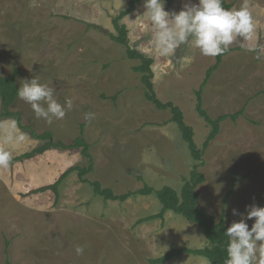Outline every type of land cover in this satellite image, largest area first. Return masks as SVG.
Wrapping results in <instances>:
<instances>
[{
    "label": "rangeland",
    "instance_id": "1",
    "mask_svg": "<svg viewBox=\"0 0 264 264\" xmlns=\"http://www.w3.org/2000/svg\"><path fill=\"white\" fill-rule=\"evenodd\" d=\"M226 1L231 9L245 3ZM187 2L166 0L165 10L178 12ZM247 2L255 34L234 40L203 92L204 109L212 118L245 109L235 122L221 123L198 168L206 178L196 189L199 206L217 222L223 214L227 227L239 219L232 215L233 208L244 212L247 205L264 206V0ZM126 6V0H0V76L16 68L18 87L34 76L52 87L62 104L72 100L66 116L53 117L51 124L37 118L19 97L11 111L20 113L22 125L37 133L50 131L55 141L66 143L84 124L94 160L93 172L85 177L88 182L98 181L117 195L144 184L154 189L170 186L179 193L199 163L170 123V113L145 100L140 74L133 71L138 62L128 60L125 47L109 37L115 35L113 18ZM145 11L141 1L121 21L128 46L153 60L158 99L180 108L200 149L210 128L195 111V91L215 57L202 55L191 44L160 55ZM113 96L115 101L110 100ZM89 112L95 114L90 121L85 119ZM41 144L19 129L15 119H0V149L9 151L12 159ZM75 166H85L80 150H51L0 167V264L6 259L10 264H150L172 249L208 246L198 226L170 211L163 222L137 225L160 211L155 196L104 201L78 180L76 171L62 181L57 199L50 190L30 193ZM77 246L84 248L83 254H77ZM163 264L209 263L184 253Z\"/></svg>",
    "mask_w": 264,
    "mask_h": 264
},
{
    "label": "trees",
    "instance_id": "2",
    "mask_svg": "<svg viewBox=\"0 0 264 264\" xmlns=\"http://www.w3.org/2000/svg\"><path fill=\"white\" fill-rule=\"evenodd\" d=\"M126 9L121 10L112 20V25L115 30L114 34H109L110 39L118 45L125 47V56L128 60L137 61L138 65L133 68V71L140 74V83L143 89V95L147 102L153 105L157 110L168 111L170 113V123L177 126L180 132L183 142L186 144L189 154L192 160L196 164L192 167L188 178L184 179L181 191L178 193L176 190L170 186H163L160 189H154L146 184L143 185L141 189L134 192H127L124 194H115L112 190L102 187L98 181L88 182L86 176L93 172L94 170V160L92 155L89 153L90 145L85 139L84 135V124L79 126V133L76 138H74L70 143L55 141L53 134L50 131H44L42 133H37L29 126H24L21 123V115L18 112L11 111V107L18 98V86L16 80L18 77V70L15 68L11 75L0 76V102L2 106V113L0 114V119H15L17 127L21 130L28 131L30 136L40 141L42 144L30 152L24 153L18 157L13 158L9 164L15 162H20L24 160H31L36 156L43 155L44 153L57 150V151H73L80 150L81 156L85 161V166H75L69 168L65 171L53 184L45 187H41L32 190L31 194L42 193L50 190L57 199L58 189L62 181L68 177L72 172L77 173L78 180L82 183H87L93 190V194L97 197L102 198L104 201H112L123 203L127 201L130 197L139 196H155L161 205V209L157 214L147 216L145 218L139 219L136 224H143L145 222H150L156 219L164 221V215L166 212H173L176 215L183 217L188 222H191L198 226L202 230V234L205 237L208 246L202 249H183L177 250L172 249L167 254L156 259H150V264H163L170 259L180 256L181 254H190L193 256H199L208 261L209 264H225L227 258L226 245L227 236L225 235V230L227 228L225 222V216L222 214L220 220L217 222L215 218L204 211L199 206V199L196 189L199 185L203 184L206 180L203 173H201L198 168L203 165V156L205 151L209 148L210 144L216 139L220 133V125L226 120L235 122L239 117L244 115L245 109L242 108L234 114H223L216 118H212L207 111L204 109L203 105V92L204 88L208 82L213 77L214 73L219 69L223 62V58L231 52L228 49L227 52L221 55L215 56V63L206 71L205 77L199 86L198 90L195 91L196 103L195 111L197 115L203 119V121L209 126V134L204 141L202 147L199 149L194 143V131L188 126L184 121V116L180 108L171 102H162L158 99L154 87L152 84V63L151 58H147L140 54L136 50H132L128 46L127 30L125 25L121 21L132 14L135 11L137 3L143 0H126ZM223 6L227 9H231V4L223 0ZM117 96H113L110 100L115 101ZM236 181H233V187ZM8 246V242H6ZM7 253V252H6ZM5 264H10L8 259H6Z\"/></svg>",
    "mask_w": 264,
    "mask_h": 264
},
{
    "label": "clouds",
    "instance_id": "3",
    "mask_svg": "<svg viewBox=\"0 0 264 264\" xmlns=\"http://www.w3.org/2000/svg\"><path fill=\"white\" fill-rule=\"evenodd\" d=\"M146 15L154 29V41L160 55L173 54L181 45L191 44L204 56L215 57L228 51L236 38L251 39L256 24L248 2L239 9H227L223 0H188L180 11H166V0H143ZM252 51V49H249ZM17 95L31 105L37 118L47 123L53 117L63 119L72 100L66 98L62 104L54 98V89L41 83L36 77L22 80ZM46 105V107H45ZM94 113H86L85 119L92 120ZM12 159L9 151L0 149V167L7 168ZM232 215L238 216L226 228L227 236L225 264H264V206L247 205L244 212L233 208ZM248 221H253L251 226ZM83 254L82 246L76 247Z\"/></svg>",
    "mask_w": 264,
    "mask_h": 264
}]
</instances>
